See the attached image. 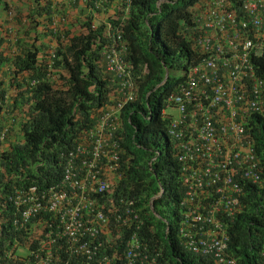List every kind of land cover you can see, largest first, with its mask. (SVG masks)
I'll use <instances>...</instances> for the list:
<instances>
[{
    "label": "trees",
    "instance_id": "1",
    "mask_svg": "<svg viewBox=\"0 0 264 264\" xmlns=\"http://www.w3.org/2000/svg\"><path fill=\"white\" fill-rule=\"evenodd\" d=\"M18 1L11 6L4 1L3 7H13L19 27L14 33L9 28L0 32V264H12L5 256L14 240L9 195L16 188L58 184L64 172L62 152L85 141L118 99L104 49L114 46L121 31L139 85V96L124 106L122 123L110 138L113 149L121 151L124 171L116 194L134 202L130 215L138 213L141 221L132 217L124 234L140 233L138 264H148L143 256L157 253H162L159 264H213L211 257L188 256L176 237L185 194L178 152L163 117L167 99L184 80L173 73L200 57L180 32L198 0ZM103 11L108 24L99 18ZM72 12L76 16L70 28L63 17L70 18ZM256 65L264 79V54ZM252 121L264 174V118ZM242 203L234 222L227 223L229 251L238 264H258L264 243V191L248 184ZM125 247L122 241L106 244L108 253L120 255Z\"/></svg>",
    "mask_w": 264,
    "mask_h": 264
},
{
    "label": "built area",
    "instance_id": "2",
    "mask_svg": "<svg viewBox=\"0 0 264 264\" xmlns=\"http://www.w3.org/2000/svg\"><path fill=\"white\" fill-rule=\"evenodd\" d=\"M195 7L205 58L186 71L181 94L170 99L179 111L170 132L186 187L178 236L187 252L213 256L214 264H238L227 252L226 223L240 210L241 179L260 177L246 127L252 114L264 113V81L252 62L264 49V0H200ZM113 129L103 127L92 144L67 150L58 184L9 195L18 235L5 255L12 264H138L140 233L124 234L132 217L140 221L138 213L130 215L134 202L125 216L105 204L120 173ZM117 241L126 245L124 255L108 253L106 244ZM149 255L143 256L148 264H159L162 253ZM258 264H264V249Z\"/></svg>",
    "mask_w": 264,
    "mask_h": 264
},
{
    "label": "clouds",
    "instance_id": "3",
    "mask_svg": "<svg viewBox=\"0 0 264 264\" xmlns=\"http://www.w3.org/2000/svg\"><path fill=\"white\" fill-rule=\"evenodd\" d=\"M199 1L200 0H198L193 5V7L191 8V11H190V22H187V23L185 22L183 24V28L181 29L180 32H181L182 36L185 39L187 38V40L190 43H192L191 44L192 45V49L194 48V50H196L199 53L200 57H199V59L197 61L189 64L188 66L181 67L180 69H178L177 71H175L173 73V76H184V80L181 83V85L184 84L185 81H186V71L189 68H191L192 66L198 65L203 60V58H205V53L203 52V49H202V47L199 44V37H200L199 34L201 32L200 31H196V29H194L195 23H194V20H193V17H194L193 12H194V10L196 8L195 7L196 4ZM27 12H28V10H27ZM7 13H8V16L11 17V20H14L13 18L15 16L12 17V13H15L13 7H11V10L10 11H7ZM63 20L66 23L70 24V28L72 27L71 21L73 19L72 20H69V18L67 16V17H63ZM53 25L55 27L58 26L57 19L54 20ZM27 28H29V27L27 26ZM127 48H128L127 47V43L123 39V37H122V31H121L120 33H118V36L114 40V46L111 47L110 50H108L107 48L104 49V57L107 60V69L114 74V79L113 80L115 81V83L117 85L118 99L114 102V104L110 105L109 112H107L106 114H104L103 117L101 118V120L98 122V124H96V126L92 127L90 129V132H88V135L86 136V140L83 141V142H85V143H87L89 145H90V141H92V139H94L95 137H97V134L96 133L98 131H100L101 129H103V127H105V130H106L107 126L109 127L106 131H108L112 127H114V129L112 131V136H113V134H115L117 132V131H115L116 128H117V126L120 127V124L122 123V121H121V114H122V111L124 109V106L126 104H128L129 102L135 101L137 99V97L139 96V85H138L136 76H134L135 73H134V70H133V65L126 59V55H127V52H128ZM263 54H264V49H263V52L261 54H259L258 56H254L252 58V62H253L254 67H255V73H256V75L260 79H262L264 81V79L262 78V76L260 74H258V72H257V65H256L257 59L260 56H262ZM143 72L144 73H148V66H147V64H144L143 65ZM168 74H169V72H167L166 77L168 76ZM181 85L179 84L177 92L172 93L171 96L167 99V106H166V108L163 111V117H164V119H166L168 121V135H169V137L171 139L172 146H173V149L174 150H175L176 147H175L174 137L172 136V134L170 132V122H171V118H177L179 116V111H178V109L174 105H172L170 103V99L172 97H175V96L181 94ZM169 109H171V111H169ZM117 113L119 114L118 117L116 115ZM109 114L111 115L110 117H109ZM256 116H261V117L264 118V113H259L258 112V113L252 114L250 116V118L248 119L249 120V124L246 127V131H247V133L250 136L253 137V139L255 141L254 149H255L256 157L259 160L258 161L259 162V169L258 170H259L260 177H259L258 182H255V183L253 182L252 179L251 180H249V179H241V182H239V184H240L241 187H243V193L241 195H239V197H240V203H241L240 204V210L235 214V217L233 218V220H228L227 223L228 222H232L233 223L234 220H235V218H236V216L243 209L242 198L246 194V187H247L248 184L255 185L261 191H264V186L262 185V183L264 182V174H263L262 161H261L259 152L257 150L258 149V147H257V140H256L255 136L251 133V129L253 128V121H252V119L254 117H256ZM109 120H112V122L108 124V121ZM92 130H93V135H91V131ZM1 138H3V136ZM65 152L66 151L62 152V156H63V154ZM177 159H178V156H177ZM120 161H121V152H120V155H119V159L116 161V166L119 169V172L120 173H119L118 177L114 180V186H113L112 194H111V197H110L109 201H107L106 204H108L109 209L112 206L115 210L118 209V210H120V211L122 210V212H124L125 208L127 206H129L128 205V202H130L132 200H129L126 197L120 195V192H118L116 194L117 188L119 187V183L121 182V180L124 177V171L120 167ZM179 166H180V180L182 182V169H181L180 162H179ZM64 167H65V164H64ZM234 181L236 182V181H238V179L235 178ZM182 186L184 188V193H185L186 187L183 185V183H182ZM133 207H134V204H133V206L131 204V208L132 209H133ZM12 210H13V207H12ZM178 213H179V218L177 219V225H176V237L181 241V239L178 236V229H179V226H180V224H181V222H182V220L184 218L181 206H180V208L178 210ZM10 222H11V226H12V221L10 220ZM227 223H226V229H227V233H228V225H227ZM12 229H13L14 240H15V238L17 237V235H15V228H13V226H12ZM228 236H229V241H230V235H229V233H228ZM14 240H13L12 244L14 243ZM229 241H228V248H227L228 251L227 252L229 253V255L231 257H233L232 254L229 251ZM12 244H10V246L8 247V249H6L5 255L9 251L10 247L12 246ZM183 249H184V247H183ZM262 249H264V243L262 245ZM185 252L188 254V256H190L192 258L195 257V256L201 255V254H193V253H190L189 251L187 252V250H185ZM260 252H259V257H260ZM201 256L211 257L212 260H213V264H214V257L213 256H207V255H201ZM7 259H9V258H7ZM258 260H259V258H258ZM258 263H259V261H258Z\"/></svg>",
    "mask_w": 264,
    "mask_h": 264
},
{
    "label": "crops",
    "instance_id": "4",
    "mask_svg": "<svg viewBox=\"0 0 264 264\" xmlns=\"http://www.w3.org/2000/svg\"><path fill=\"white\" fill-rule=\"evenodd\" d=\"M8 2L10 3V5H12V3L15 5V0H0V32H4L3 30H5V28H9L11 31H14V27H19V25H15L14 21L11 20V17L8 16L7 11L4 9L3 7V2ZM18 1V0H17ZM20 1H18L19 3ZM28 3V2H27ZM21 9L23 10V12H27L28 10V6L22 4L21 5ZM76 16V14L72 13L71 16H69V20L74 19ZM14 24V27L9 26V24ZM25 28H27L26 26H24Z\"/></svg>",
    "mask_w": 264,
    "mask_h": 264
},
{
    "label": "rangeland",
    "instance_id": "5",
    "mask_svg": "<svg viewBox=\"0 0 264 264\" xmlns=\"http://www.w3.org/2000/svg\"><path fill=\"white\" fill-rule=\"evenodd\" d=\"M103 9H105V7L103 6ZM109 13H113L112 12V10H110L109 11ZM101 16L99 17L100 19H102L103 18V23H106V24H108L109 22H108V19H109V17H108V15L107 14H105L104 13V11H103V13L101 12ZM16 15V13H12V17H14ZM95 24L96 25H98L99 23H98V19H97V22H95ZM9 26H13L14 27V24L12 23V24H9ZM17 27V26H16ZM16 27L14 28V30H16ZM24 29H26V28H24ZM13 33H14V31H13ZM137 78V77H136ZM169 111H171V109H169ZM117 115V117L119 116V114L117 113L116 114ZM117 129H118V126H117V128H116V130L115 131H117Z\"/></svg>",
    "mask_w": 264,
    "mask_h": 264
}]
</instances>
